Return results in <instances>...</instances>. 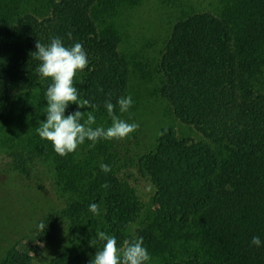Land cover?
Returning a JSON list of instances; mask_svg holds the SVG:
<instances>
[{
    "label": "trees",
    "instance_id": "16d2710c",
    "mask_svg": "<svg viewBox=\"0 0 264 264\" xmlns=\"http://www.w3.org/2000/svg\"><path fill=\"white\" fill-rule=\"evenodd\" d=\"M141 2L0 0V130L31 119L27 138L3 140L13 158L5 164L28 178L46 166L66 195L63 208L50 207L44 214L45 230L38 226L34 238L20 239L0 264H33L37 246L66 223H72V232L87 223L114 236L120 248L143 238L151 257L147 264H264V0H221L220 15L188 13L174 24L156 93L203 138L194 141L164 128L156 147L140 157L141 172L156 188L157 212L135 234L130 228L142 203L136 188L118 175L113 144H95L91 154L99 162L84 164L80 146L62 157L37 134L46 120L45 93L52 81L37 72L36 41L47 45L60 37L66 46L83 45L89 64L77 72L74 86L80 99L95 107L70 104L65 115L91 111L92 127H98L111 120L106 102L119 115L117 101L128 96L132 77L116 16ZM102 163L111 171H101ZM92 203L100 206L99 215L89 211ZM253 236L260 237L259 247L251 244ZM30 239L35 250L26 248ZM103 243L85 254L62 252L49 264H90Z\"/></svg>",
    "mask_w": 264,
    "mask_h": 264
},
{
    "label": "rangeland",
    "instance_id": "374dc122",
    "mask_svg": "<svg viewBox=\"0 0 264 264\" xmlns=\"http://www.w3.org/2000/svg\"><path fill=\"white\" fill-rule=\"evenodd\" d=\"M222 8L221 0H142L139 6L125 8L116 16L115 22L123 39L120 50L131 63L128 96L134 102L128 112L118 116L129 123H137L139 128L126 139H100L98 142L113 144L119 156L120 179L135 187L140 197L142 211L130 228L132 234L152 223L157 212L156 188L149 176L141 172L140 157L156 147L164 128L173 127L180 137L194 141L203 138L193 126L177 119L171 105L156 93L161 82L158 69L162 52L174 24L184 14L210 12L218 16ZM30 120L22 119L0 130V259L23 237L34 238L36 228L50 207L65 206L66 195L46 166L41 168V173L28 178L5 164L13 158H10L8 144L3 140L16 136L21 142L27 138ZM111 123L107 118L99 126L107 128ZM91 143L85 141L80 145L79 159L84 164L93 162L96 165L99 159L93 158L91 151L95 146L90 147ZM86 224L77 232L71 231L72 223L60 225L47 242L37 246L33 264H49L52 258L68 250L85 254L90 240L98 232ZM30 240L26 248L35 250L34 241Z\"/></svg>",
    "mask_w": 264,
    "mask_h": 264
},
{
    "label": "clouds",
    "instance_id": "9594fccd",
    "mask_svg": "<svg viewBox=\"0 0 264 264\" xmlns=\"http://www.w3.org/2000/svg\"><path fill=\"white\" fill-rule=\"evenodd\" d=\"M36 51L32 53L35 59L40 61L37 72L43 79H50L52 83L46 90V120L41 121L36 129L37 134L43 140L50 142L54 151L60 156L74 153L85 142L91 141L90 147H94L100 139L122 140L138 130L137 123H129L121 119L115 113V105L110 101L105 103L107 114L111 119V126L93 128L96 118L93 112L75 111L65 115L70 104H76L78 108L95 107L88 100L80 99L77 88L74 86L77 72L83 71L89 64L88 55L81 43L66 46L60 37H52L50 43L45 45L36 41ZM119 112L125 113L133 105L132 97H120L117 101ZM86 115V120L84 119ZM83 121V122H81ZM101 171L108 173L111 166L100 165ZM107 189V183L102 185ZM89 211L94 215L100 214V206L97 203L89 205ZM39 228L45 230L46 224L39 223ZM97 242H104L102 249L95 252L90 264H147L151 259L143 238L125 241L122 248L117 246L114 236L104 231L96 232V237L90 240V246ZM251 244L259 247L261 239L253 236Z\"/></svg>",
    "mask_w": 264,
    "mask_h": 264
}]
</instances>
